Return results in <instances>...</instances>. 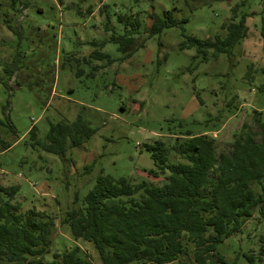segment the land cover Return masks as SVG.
I'll list each match as a JSON object with an SVG mask.
<instances>
[{
  "label": "rangeland",
  "instance_id": "374dc122",
  "mask_svg": "<svg viewBox=\"0 0 264 264\" xmlns=\"http://www.w3.org/2000/svg\"><path fill=\"white\" fill-rule=\"evenodd\" d=\"M197 1L0 0V142L12 145L0 154V184L20 187L16 201L24 210L54 218L48 261L77 246L101 264L94 246L75 241L61 221L102 174L162 185L164 177L145 173L155 168L146 144L171 146L190 130L215 139L220 153L245 124L257 127L264 118V0H201L196 7ZM235 9L239 18L249 16V32L231 56L204 60L196 49L181 48L185 36L225 37ZM167 11L180 26L150 36L152 15L164 18ZM131 31L134 48L144 47L126 57L111 38ZM79 118L95 131L83 146L63 157L33 149V126L44 142L52 125ZM259 220L256 215L241 233L215 245L227 264H260ZM189 248L182 262L197 264Z\"/></svg>",
  "mask_w": 264,
  "mask_h": 264
},
{
  "label": "trees",
  "instance_id": "16d2710c",
  "mask_svg": "<svg viewBox=\"0 0 264 264\" xmlns=\"http://www.w3.org/2000/svg\"><path fill=\"white\" fill-rule=\"evenodd\" d=\"M196 3L200 6L201 0ZM248 17L239 18L235 9L225 37L201 40L185 36L181 48L196 49L204 60L209 55L215 59L221 54L231 56L248 35ZM152 19L150 36L180 26L172 11L165 12L164 18L152 15ZM119 21L124 22V17ZM134 35L135 31L113 35L111 41L130 57L137 47H144L141 43L134 48ZM261 35L264 41V20ZM259 93L264 95V85ZM259 121L257 127L245 124L220 153L215 139L190 130L171 146L163 141L146 144L155 168L145 173L154 179L164 177L162 185L102 174L82 205L65 213L61 225L75 241L92 244L101 264H184L182 259L190 254L191 245L197 264H227L215 245L241 233L256 215L264 224V118ZM94 133L82 118L52 125L44 142L37 139L35 126L30 130L33 149L61 157L69 148L83 146ZM11 148L2 142L0 154ZM173 155L182 162H173ZM19 192V186L0 184V264H92L77 246L48 261L55 220L37 209L24 210L16 201ZM259 259L264 264V245ZM247 260L254 263L256 258L251 255Z\"/></svg>",
  "mask_w": 264,
  "mask_h": 264
}]
</instances>
